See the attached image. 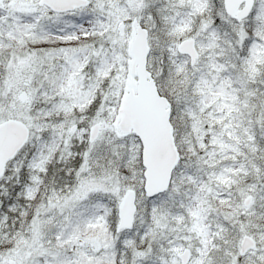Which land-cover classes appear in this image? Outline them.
<instances>
[{"label": "snow or ice", "instance_id": "1", "mask_svg": "<svg viewBox=\"0 0 264 264\" xmlns=\"http://www.w3.org/2000/svg\"><path fill=\"white\" fill-rule=\"evenodd\" d=\"M0 264H264V0H0Z\"/></svg>", "mask_w": 264, "mask_h": 264}]
</instances>
